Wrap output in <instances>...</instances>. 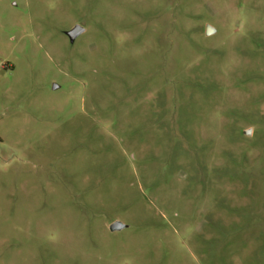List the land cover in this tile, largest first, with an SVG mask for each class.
I'll return each instance as SVG.
<instances>
[{
	"label": "rangeland",
	"instance_id": "obj_1",
	"mask_svg": "<svg viewBox=\"0 0 264 264\" xmlns=\"http://www.w3.org/2000/svg\"><path fill=\"white\" fill-rule=\"evenodd\" d=\"M0 264H264V0H0Z\"/></svg>",
	"mask_w": 264,
	"mask_h": 264
},
{
	"label": "water",
	"instance_id": "obj_2",
	"mask_svg": "<svg viewBox=\"0 0 264 264\" xmlns=\"http://www.w3.org/2000/svg\"><path fill=\"white\" fill-rule=\"evenodd\" d=\"M85 29L81 25H76L74 28H72L70 31L67 32L68 36L70 37L71 41H74L77 36H79ZM214 31V28L210 25L207 26V34L211 33ZM128 225L116 220L111 223L110 225V230L111 231H118L126 228Z\"/></svg>",
	"mask_w": 264,
	"mask_h": 264
}]
</instances>
